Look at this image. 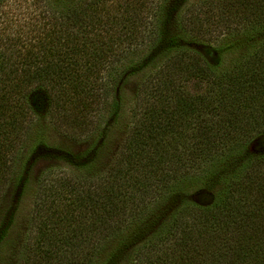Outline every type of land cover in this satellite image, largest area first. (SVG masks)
I'll list each match as a JSON object with an SVG mask.
<instances>
[{"label": "trees", "instance_id": "1", "mask_svg": "<svg viewBox=\"0 0 264 264\" xmlns=\"http://www.w3.org/2000/svg\"><path fill=\"white\" fill-rule=\"evenodd\" d=\"M33 1L28 37L0 53V191L32 114L45 109L64 131L95 134L90 149L50 154L77 169L109 129L128 124L100 178L46 168L17 264H116L127 247L115 241L105 253L102 242L146 228L144 215L163 201L175 215L134 247L133 264H264V150L249 151L264 135V37L239 71L221 73L208 58L239 23L264 29V0ZM189 36L199 49L184 44ZM141 69L131 106L113 95L101 125L106 87ZM197 185L202 203L190 197Z\"/></svg>", "mask_w": 264, "mask_h": 264}, {"label": "rangeland", "instance_id": "2", "mask_svg": "<svg viewBox=\"0 0 264 264\" xmlns=\"http://www.w3.org/2000/svg\"><path fill=\"white\" fill-rule=\"evenodd\" d=\"M37 4L39 3L37 2ZM37 4L33 0H0V53L6 41H14L17 37H28L31 30V17L38 12ZM252 25L250 22L239 23L232 30L221 33L216 40L210 43L211 47L209 48L212 50L208 54V58L212 64L216 65L219 72L239 71L251 61L264 37V29ZM184 41V44L192 49H197L202 43L199 37H185ZM219 54L220 56H218ZM144 70H138L131 75H123L116 82L114 90L106 87V98L100 104L101 125L105 122L109 123L110 114L105 108L112 100L113 95L121 96L125 101L124 104L127 107L131 106L137 86L143 78ZM188 87L193 92L201 91L202 83L191 81ZM29 119L31 122L28 130L23 129L26 131L24 138L14 153V158L8 169L10 173L6 176V181L0 191V224L10 221L4 239V248L0 253L4 257L1 264H17L18 252L32 237L31 228L34 223L37 200L36 189L46 168L65 170V173L68 174L71 171L77 176L86 178H100L106 173L122 145L128 124L127 119H123L118 125L111 126L112 128L110 127L111 129L107 131L102 144L98 141L96 145L98 148L85 157L89 162L85 161L87 163L83 169H77L50 154L56 155L57 148L81 153L94 145L95 134L81 138L68 130L64 131L57 127V122H52L51 116L47 115L45 109L32 114ZM249 145V151L252 153L263 151L264 135L254 138ZM48 146L52 150H48ZM204 189L202 185L192 187L191 199L196 203L206 201L208 194ZM149 211L144 215L146 228L141 230H139V226L133 227L131 230L123 228L117 238L110 237L102 242V248L100 247L99 250L102 252L107 250L105 253H108L115 249L117 245L115 241L117 243L122 241L127 248L119 256V261L116 264H133L134 247H139L142 240L146 241L151 235L155 236L162 231L165 223L175 215L176 207L175 205L171 207L166 201H163L158 207ZM143 230L145 231L141 234L140 231ZM153 239L156 238L153 237Z\"/></svg>", "mask_w": 264, "mask_h": 264}]
</instances>
